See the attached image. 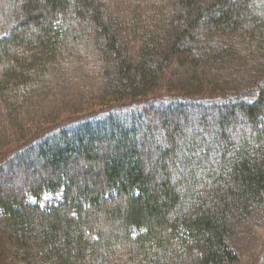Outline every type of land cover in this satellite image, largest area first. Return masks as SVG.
Here are the masks:
<instances>
[{"label":"trees","instance_id":"trees-1","mask_svg":"<svg viewBox=\"0 0 264 264\" xmlns=\"http://www.w3.org/2000/svg\"><path fill=\"white\" fill-rule=\"evenodd\" d=\"M0 264H264V0H2Z\"/></svg>","mask_w":264,"mask_h":264},{"label":"rangeland","instance_id":"rangeland-1","mask_svg":"<svg viewBox=\"0 0 264 264\" xmlns=\"http://www.w3.org/2000/svg\"><path fill=\"white\" fill-rule=\"evenodd\" d=\"M1 2H3L2 0H0V4H1Z\"/></svg>","mask_w":264,"mask_h":264}]
</instances>
